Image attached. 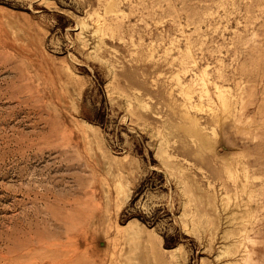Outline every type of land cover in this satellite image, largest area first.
Returning a JSON list of instances; mask_svg holds the SVG:
<instances>
[{"label": "rangeland", "instance_id": "374dc122", "mask_svg": "<svg viewBox=\"0 0 264 264\" xmlns=\"http://www.w3.org/2000/svg\"><path fill=\"white\" fill-rule=\"evenodd\" d=\"M0 264H264V0H0Z\"/></svg>", "mask_w": 264, "mask_h": 264}]
</instances>
